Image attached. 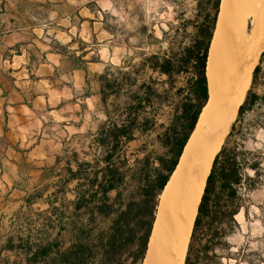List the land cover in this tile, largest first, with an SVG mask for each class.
Returning <instances> with one entry per match:
<instances>
[{
  "label": "rangeland",
  "instance_id": "374dc122",
  "mask_svg": "<svg viewBox=\"0 0 264 264\" xmlns=\"http://www.w3.org/2000/svg\"><path fill=\"white\" fill-rule=\"evenodd\" d=\"M198 1L0 0V104L3 98H14L24 108L16 114L25 116L28 124L27 132L21 134L22 138L27 137L28 143L16 146V153H23L34 140L40 138L36 130L41 125L49 139L67 137L68 134L64 135L61 128V124L68 121L64 118L75 108L80 111L78 103L82 102L81 95L97 90L96 76L108 67V76L123 83L121 97L116 99L111 96L105 105L101 102L94 105L92 99L84 101L85 109L81 110V117L73 118L80 127L69 130L77 132L69 147L78 152L79 161L94 163L99 149L96 143L92 149L88 148L89 138L92 139V134L102 124L120 123L122 108L128 99L124 80V73H128L134 83L131 91L142 83L151 86L154 91L151 104L145 105L140 114V117L153 122V128L144 135L136 133V138L124 146L128 177H139L145 158L150 168L157 167V158L166 156V148L161 145L159 137L169 126L181 98L176 90L186 88L193 75L182 73L168 80L167 76L151 70L147 59L152 56L177 58L182 49L193 44L204 14L212 12L204 0L199 11ZM103 25L110 27L112 33L103 29ZM143 27L144 30L141 29ZM84 43L87 47L83 51L87 53L83 60L90 61L85 64L84 78L68 76L69 71H63L61 63L63 56L52 51L62 49L79 55L81 52L78 50ZM82 83L85 89L79 90ZM71 89H77L76 102L70 98ZM251 90L259 96L264 95V59ZM37 96L41 98L35 99ZM2 113L1 172L7 170L8 142H12L6 133L9 126L6 121L2 123V119L7 118L5 115H13V112ZM13 124L12 121L10 129ZM236 127L228 146L238 143L239 149L253 153L260 151L264 157V103H258L252 110L244 112ZM226 139L227 136L223 143ZM49 147L50 151L56 149L53 145ZM249 157L254 159L256 154ZM260 167L255 188L239 190V198L234 202L239 208L233 218L235 226L222 224L218 229L228 233L219 239H212L210 243L208 229L205 226L199 229L192 242L193 264H264V163ZM246 174L251 177L252 171L247 170ZM54 180L46 185H51ZM59 197L53 202L58 208L66 205L67 212L71 196L63 194ZM109 224L110 220H106L89 225L82 219L78 227L87 231L88 235L81 240L94 242ZM70 239L69 231H64L58 241L55 259L52 261L49 258V264H60V254L68 248ZM206 244L211 249L205 254L202 247Z\"/></svg>",
  "mask_w": 264,
  "mask_h": 264
},
{
  "label": "trees",
  "instance_id": "16d2710c",
  "mask_svg": "<svg viewBox=\"0 0 264 264\" xmlns=\"http://www.w3.org/2000/svg\"><path fill=\"white\" fill-rule=\"evenodd\" d=\"M204 1L210 6L212 12L204 14L202 23L197 27L193 44L182 49L177 58L160 59L152 56L147 59L150 69L167 76L168 80H172L177 74L192 73L193 75L186 88L176 90L181 97L180 102L169 126L159 137L161 145L166 148V156L157 158L158 165L155 168H150L145 158L139 177L136 178L133 175L128 177L124 146L136 138V133L144 135L153 128V122L140 117V114L145 105L151 104L154 91L145 83L140 84L135 91H131L130 88L134 85L133 80L128 73H124L128 99L127 103L125 102L126 106L122 108L123 117L120 123L102 124L96 130L94 140L99 153L95 156L94 163L79 161L77 156L73 155L76 170L67 169L68 182L77 181L74 188L76 199L73 202L77 218L84 219L89 225H96L106 220H110V224L96 236L94 242L90 243L81 240L88 234L84 229H79L77 224L76 229L80 236L77 234L73 244L60 254V264L141 263L154 220L158 196L195 127L202 107L208 100L205 68L220 0ZM201 4L202 0L197 2L199 11H201ZM103 29L112 33L107 25H103ZM85 47L87 45L82 44L78 50L81 52L79 55H76L74 51L67 53L62 49L52 52L63 56L61 59L63 71H85V64L90 62L83 60L87 53L83 51ZM263 59L264 51L253 69L251 87L238 108L236 120L212 161L197 206L184 264H193L192 242L199 229L204 226L208 229L210 243L212 239H219L228 233L218 229L222 224H227L229 227L235 226L233 218L239 208L234 202L239 198V190L246 188L250 191L258 182L260 166L264 163L262 152L253 153L239 149L238 143L231 146H228V143L236 131V123L244 112L252 110L258 103H264V95L259 96L251 90ZM108 69V67L105 68L104 73L96 76L100 102L103 105L111 96L120 99L123 89L122 82H117L116 79L108 76ZM88 95L89 93L84 94V96ZM255 154L254 159L249 157ZM247 170L252 171L251 177L246 174ZM112 191L116 194L110 198L109 193ZM56 248H58L56 244L48 245L34 253L29 261H36L38 257L43 258ZM209 249H211L209 244L202 247L205 254Z\"/></svg>",
  "mask_w": 264,
  "mask_h": 264
},
{
  "label": "bare ground",
  "instance_id": "6f19581e",
  "mask_svg": "<svg viewBox=\"0 0 264 264\" xmlns=\"http://www.w3.org/2000/svg\"><path fill=\"white\" fill-rule=\"evenodd\" d=\"M264 50V0H220L205 76L208 100L181 161L160 192L140 264H183L212 161Z\"/></svg>",
  "mask_w": 264,
  "mask_h": 264
},
{
  "label": "crops",
  "instance_id": "0c3cea01",
  "mask_svg": "<svg viewBox=\"0 0 264 264\" xmlns=\"http://www.w3.org/2000/svg\"><path fill=\"white\" fill-rule=\"evenodd\" d=\"M85 71L72 70L68 72V76L76 75L84 78ZM84 85L82 83L79 90L85 89ZM96 88L97 90L88 96L81 95L82 102L78 103L79 106L76 105L80 107V111L75 108L64 118L68 121L61 124V128L64 135L68 134L67 137L65 136L66 139L65 137L60 140L49 139L41 125L36 130L40 138L34 140L23 153L21 151L16 153V146L21 147L24 143H28L27 137L21 136L23 132H27L28 124L25 116L20 113L17 115L16 111H24V108H21L22 105H19L14 98L12 100L10 97L3 98L0 112L5 115V112L11 110L13 115H5L7 118H3L2 123L6 121L9 127L12 121L14 124L6 131L12 139L11 143L10 140L8 142L7 170L2 172L0 170V264H49V258H52V261L55 259L56 249L43 258L38 257L36 261L31 262L29 259L48 245L56 244L59 247L60 236L66 230L71 234L68 248L73 244L77 236V221L81 219L77 218L73 208L76 199L74 188L77 181L68 182L67 169L75 171L76 164L72 157L76 155L78 158V152L69 147L77 132L71 133L69 130L71 127L74 129L80 127L79 122L75 123L73 118L81 117V110L85 109L84 101L92 99L94 105L100 102L98 83ZM76 91L77 89L70 91V98L74 102L78 99ZM37 98L41 97H35ZM94 134L92 139L89 138V149L95 145ZM52 145L56 148L55 151H50L49 146ZM51 179H55L54 182L46 185ZM71 184L73 185L70 186ZM60 194L71 196L67 204V212H65L66 205L64 208H58L53 202L59 200ZM112 194L114 197L116 192H110V198H113ZM56 195H59V198Z\"/></svg>",
  "mask_w": 264,
  "mask_h": 264
},
{
  "label": "water",
  "instance_id": "95a60500",
  "mask_svg": "<svg viewBox=\"0 0 264 264\" xmlns=\"http://www.w3.org/2000/svg\"><path fill=\"white\" fill-rule=\"evenodd\" d=\"M263 51H264V50H263ZM263 51H262V52H263ZM262 52H261V53H262ZM260 55H261V54H260ZM259 58H260V56H259ZM258 60H259V59H258ZM206 104H207V102H206L205 105L202 107V109H201V111H200V114H199V116H198L197 122H196V124H195V127H194L193 131L191 132L190 136L188 137V139H187V141H186V143H185V145H184V147H183V149H182V152H181V154H180V156H179V158H178V160H177V163H176L174 169L172 170V172L170 173V175H169V177H168V180L166 181L164 187H165L166 184L168 183L169 179H171V177L173 176L174 172L177 170V167H178V165H179V163H180V161H181V158H182V156H183V154H184L185 148H186V146L188 145V143H189V141H190V139H191L193 133L195 132V130H196V128H197V124H198L199 118H200L201 113H202L204 107L206 106ZM164 187H163V188H164ZM163 188H162V190H163ZM162 190H161V191H162ZM183 264H184V263H183Z\"/></svg>",
  "mask_w": 264,
  "mask_h": 264
}]
</instances>
